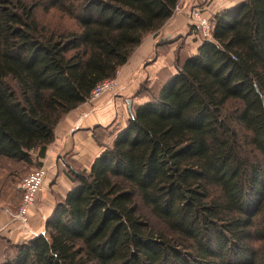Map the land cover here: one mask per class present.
<instances>
[{
  "label": "trees",
  "instance_id": "16d2710c",
  "mask_svg": "<svg viewBox=\"0 0 264 264\" xmlns=\"http://www.w3.org/2000/svg\"><path fill=\"white\" fill-rule=\"evenodd\" d=\"M179 1L0 0V203L20 206L59 123ZM211 21L212 39L141 85L88 172L67 159L73 185L44 232L0 236V264H264V0Z\"/></svg>",
  "mask_w": 264,
  "mask_h": 264
},
{
  "label": "crops",
  "instance_id": "0c3cea01",
  "mask_svg": "<svg viewBox=\"0 0 264 264\" xmlns=\"http://www.w3.org/2000/svg\"><path fill=\"white\" fill-rule=\"evenodd\" d=\"M242 1L180 0L173 16L159 30L148 33L128 62L120 67L119 91L106 92L94 101L81 104L59 123L54 141L39 159L38 166L47 167L48 175L43 192L31 211V227L36 233L45 230L57 197H65L73 185L67 159L81 171L88 172L94 159L111 146L117 133L126 127L131 112L129 107L132 109L147 100L145 96H137L141 85L146 82L153 85L165 68L175 71L174 61L179 49L190 54L197 52L201 39L192 27L190 7L200 6L213 15ZM9 206L0 203V236L8 235L17 243L24 238L17 221L11 224L12 228L6 226L12 221L6 210Z\"/></svg>",
  "mask_w": 264,
  "mask_h": 264
},
{
  "label": "built area",
  "instance_id": "2783aa9c",
  "mask_svg": "<svg viewBox=\"0 0 264 264\" xmlns=\"http://www.w3.org/2000/svg\"><path fill=\"white\" fill-rule=\"evenodd\" d=\"M188 13L192 25H194V28L197 30L198 36L205 39H212L214 25L211 21V14H209L206 9L200 6H191ZM119 74L120 68L118 69L117 74L114 78L105 79L98 83L93 89L88 101H94L108 91H119ZM47 175L48 169L45 166H39L32 169L26 176H24L19 185V188L23 193L20 206L16 209V211L10 209L7 210L12 217V221L9 222L6 226L12 228L11 224L17 221L19 223V231L22 233V237L24 238V240L40 234L36 233L32 229L30 218L31 211L35 203L37 202L39 195L43 192Z\"/></svg>",
  "mask_w": 264,
  "mask_h": 264
},
{
  "label": "rangeland",
  "instance_id": "374dc122",
  "mask_svg": "<svg viewBox=\"0 0 264 264\" xmlns=\"http://www.w3.org/2000/svg\"><path fill=\"white\" fill-rule=\"evenodd\" d=\"M36 14H37V18L42 22V23H44V24H47V25H50V26H53V25H59V24H64V23H70V21H68L66 18H62V17H60V15H59V13L56 11V10H54V9H51V10H49V11H46V10H44L43 9V7L42 6H39L38 8H37V10H36ZM118 83H119V85H120V82H119V77H118ZM108 92H112V91H108ZM0 163H1V161H0ZM39 167V166H38ZM36 168V167H35ZM30 171H31V169H30ZM29 171V172H30ZM19 182H20V180H19ZM19 185H20V183H18L17 185H16V187H17V190L18 191H20L19 189ZM16 193H18V192H16ZM8 209H10V210H16L17 208H14V207H12V206H9V207H6V210H8ZM147 213V216L150 218V219H152V217L150 216V214L148 213V212H146ZM9 245L10 244H8V242H4V245H2V253H1V256H4V255H8L9 254V250H10V248H9ZM5 246V247H4Z\"/></svg>",
  "mask_w": 264,
  "mask_h": 264
},
{
  "label": "water",
  "instance_id": "95a60500",
  "mask_svg": "<svg viewBox=\"0 0 264 264\" xmlns=\"http://www.w3.org/2000/svg\"><path fill=\"white\" fill-rule=\"evenodd\" d=\"M129 109L131 110V106L129 107Z\"/></svg>",
  "mask_w": 264,
  "mask_h": 264
}]
</instances>
